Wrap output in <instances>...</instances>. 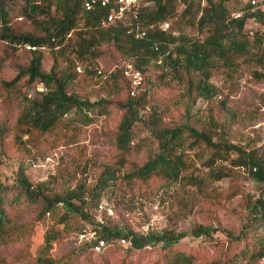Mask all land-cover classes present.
Wrapping results in <instances>:
<instances>
[{"label":"trees","instance_id":"trees-1","mask_svg":"<svg viewBox=\"0 0 264 264\" xmlns=\"http://www.w3.org/2000/svg\"><path fill=\"white\" fill-rule=\"evenodd\" d=\"M148 1L151 4L143 6L139 13L137 23L141 26L167 19L177 0ZM181 1L185 6L177 20L186 22L190 15L199 13L194 20L198 36L187 37L151 28L143 37L133 38L121 23L100 26L98 21L102 11L83 13L80 0H0V71L3 72L0 73V95L5 106L14 107L16 111L10 129L0 122V152L6 149L3 139L7 134H10L14 146H34L56 126L88 124L94 117L105 114L113 103L99 97L90 100L88 90L75 81V67L78 65L85 80L103 75L94 64L97 59H113L115 55L128 60L141 75L148 65L170 70L172 76L183 81L188 98L191 99L190 92H193L192 100L197 97L211 99L217 90L211 82L213 71L232 75L243 61L254 65L250 71L254 79H264V37L262 33L249 35L243 32L247 17H254V23L264 26V9L252 13L244 9L241 17L231 18L229 14L233 10L228 4L234 0H204L200 6L199 0ZM16 17L21 20L16 21ZM44 56L52 60L48 70L42 68ZM58 61L64 65L60 66ZM6 66L11 67L12 74H6ZM122 71L113 70L105 75L103 85L107 93H115L116 87L112 88L108 82L111 85L118 82ZM38 83L43 85V90L29 94L26 88ZM145 94L143 89L114 103L123 108L113 136V145L119 153L115 164L123 167L127 154L141 150L145 153V160L139 164L130 163L121 178L143 180L160 175L172 182L185 181L202 191L205 185L229 175L226 166L214 162L225 159L224 153L233 151L236 157L231 160V165L247 166L256 180L264 182V162L252 150L245 151L226 140L222 136V126L212 115L199 130L190 125L161 127L154 111L148 120L142 119L140 111L145 105ZM143 122L149 126L150 137L132 140L134 125ZM198 143L206 144L210 149L207 157L198 164L200 169L206 168L203 173L197 172L194 160L186 154ZM17 176L21 188L12 198L16 206L4 205L6 188L0 185V246L29 237L33 222L46 213L51 214L55 223L63 225L73 214L87 219L84 207L91 200L96 201V206L101 192L110 193L111 181L117 174L115 168L105 167L90 191L75 184L51 195L47 183L32 186L22 166L17 170ZM90 229L107 241L121 234L112 232L102 223L93 224ZM205 233L208 229L202 225L192 230L193 236ZM123 235L131 239L133 249H140L148 243L147 236H135L130 232ZM182 236V233L170 231L151 235L153 243L161 242L165 246L164 264H194V254L176 245ZM229 236L231 241L240 245L235 252L239 258L247 255L251 260H258L263 257L264 188L251 204L245 224L237 234ZM51 238H54L53 234H46L45 245ZM93 242L84 241L85 247L91 250ZM25 253L31 255L28 249ZM34 256L35 264H53V259L41 253L40 248ZM222 264L233 263L225 259Z\"/></svg>","mask_w":264,"mask_h":264},{"label":"rangeland","instance_id":"rangeland-1","mask_svg":"<svg viewBox=\"0 0 264 264\" xmlns=\"http://www.w3.org/2000/svg\"><path fill=\"white\" fill-rule=\"evenodd\" d=\"M239 6V0L228 4L232 10ZM198 14L190 15L186 22L184 19L173 20L169 15V30L187 37L198 36L194 26ZM14 19L21 20L20 17ZM248 30L262 33L264 37V26L256 22L246 21L243 32L247 34ZM127 61L115 55L113 59H97L94 64L103 75L88 80L83 78L81 67H75V81L88 90L90 100L99 97L113 103L105 114L94 117L88 124L56 126L34 146H14L10 142V134L4 137L6 149L0 152V185L6 188L4 205L7 207L16 206L12 198L21 188L17 176L21 166L32 186L47 183L51 188L49 195L72 188L75 184L90 191L105 167L115 168L117 176L111 181V192L100 193L99 199L105 200V209H98L96 201L91 200L84 207L87 219L73 214L65 225L55 223L51 214L46 213L33 222L29 237L0 246V264H35L34 255L39 248L41 253L53 259V264H164L162 254L165 246L161 242L153 243L151 235L165 231L183 234L176 245L194 254V264H222L225 259L233 264H264V255L258 260H251L247 255L243 258L236 256L240 245L229 239V234H237L245 224L251 204L264 188V182L256 180L247 166L231 165L235 152L224 153L225 159L214 162L218 166H226L229 175L205 185L201 191L185 181L172 182L160 175L143 180L121 178L130 163L139 164L145 160V153L141 150L127 154L124 157L126 164L117 167L115 162L119 153L113 145L116 126L123 112V108L114 103L144 89L145 105L140 111L144 121L153 116L154 111L161 127L190 125L199 130L212 115L222 126V136L226 140L245 151L252 150L264 162V79H254L250 74L254 65L243 61L232 75L213 71L211 82L217 90L211 99L197 97L192 100L193 92H190L191 99L188 98L183 81L172 76L170 70L148 65L141 75ZM51 62V57L44 56L42 68L48 70ZM57 64L64 65L59 61ZM10 68L5 67L6 74H12ZM118 69L123 70L122 76L119 84L108 82L112 88L116 87L115 93L109 94L103 85L105 75ZM0 73L3 74L2 71ZM26 90L32 94L35 90H43V85L38 83ZM1 96L0 122L10 129L16 111L14 107L5 106ZM132 134V140L148 139L149 126L145 122L138 123L134 125ZM209 152L203 143L186 151L188 158L194 160L197 172L205 171L206 168L200 169L198 164ZM23 202L26 203L25 200ZM96 223H102L121 235L130 232L135 236H147L148 243L140 249L114 244L108 250L92 252L85 247L79 233L82 228L90 229ZM197 225L207 227L208 233L193 236L192 230ZM48 233L54 238L45 245ZM26 249L31 255L25 253Z\"/></svg>","mask_w":264,"mask_h":264},{"label":"built area","instance_id":"built-area-1","mask_svg":"<svg viewBox=\"0 0 264 264\" xmlns=\"http://www.w3.org/2000/svg\"><path fill=\"white\" fill-rule=\"evenodd\" d=\"M239 2L240 6L230 12L229 15L231 18L241 17L244 9H248V12L251 13L256 10L264 9V3H260V0H239ZM80 3L83 13H88L93 10L102 11V15L98 21L100 26L121 23L126 27L125 32L130 34L133 38L143 37L146 34V31L151 28H157L164 32L170 31L169 28L171 22L168 19L158 21L157 23H150L147 26H141L137 23L141 8L151 4L148 0H80ZM200 4L203 5L204 0H200ZM184 6L185 4L181 0H177L170 18L176 20L178 14L184 9ZM246 21L254 22V17H247L245 22ZM134 22L135 25H133ZM170 32L175 34L173 31ZM252 33V31L248 30L247 34L251 35ZM96 207L98 209H105V200H98ZM79 237H83L84 241L94 240L90 249L95 253L102 252L113 244L121 245L123 247L132 246V241L129 237L120 234L115 236L114 239L107 241L104 238L97 237L93 229L80 231Z\"/></svg>","mask_w":264,"mask_h":264}]
</instances>
